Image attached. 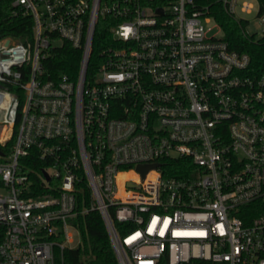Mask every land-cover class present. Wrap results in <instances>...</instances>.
<instances>
[{
  "label": "built area",
  "instance_id": "1",
  "mask_svg": "<svg viewBox=\"0 0 264 264\" xmlns=\"http://www.w3.org/2000/svg\"><path fill=\"white\" fill-rule=\"evenodd\" d=\"M222 3L237 19L253 8ZM13 4L34 28L29 43L0 37V146L14 136L0 147V264H65L82 178L119 264H264V71L250 56L210 34L194 0ZM100 17L113 44L92 76ZM63 41L81 51L75 75L44 66ZM33 151L47 162L36 187ZM175 159L182 173L164 174Z\"/></svg>",
  "mask_w": 264,
  "mask_h": 264
},
{
  "label": "trees",
  "instance_id": "2",
  "mask_svg": "<svg viewBox=\"0 0 264 264\" xmlns=\"http://www.w3.org/2000/svg\"><path fill=\"white\" fill-rule=\"evenodd\" d=\"M258 2V15L262 17L264 16V0H258ZM194 4L198 9H204L207 15L215 19L218 26L223 30V38L228 42L231 49L247 53L250 56L249 69L251 72L259 74L264 71V33L258 37L255 33L247 32L246 27L249 21L237 19L228 12L222 0H194ZM111 22V17H100L97 23L88 71V73L92 72V76L100 63L101 48L113 44L110 34ZM33 28V15L25 7L14 5L13 0H0V37H10L17 42L29 43L33 37ZM80 59L81 51L74 48L69 42L63 41L60 45L51 48L44 66L54 75L59 72L75 75L79 69ZM13 143L14 136L5 146L0 147L6 152ZM26 162L34 181L33 186H41L39 174L47 162L41 160L36 151L31 152ZM182 162H184L183 159L170 160L163 167L164 174L180 175L182 171L178 169H180L179 165ZM48 194L39 191L30 193L32 196ZM76 197L78 213L72 221L79 230L80 242L78 246L65 249L64 263L119 264L100 211L91 209L92 196L85 178L81 179Z\"/></svg>",
  "mask_w": 264,
  "mask_h": 264
},
{
  "label": "rangeland",
  "instance_id": "3",
  "mask_svg": "<svg viewBox=\"0 0 264 264\" xmlns=\"http://www.w3.org/2000/svg\"><path fill=\"white\" fill-rule=\"evenodd\" d=\"M242 1L250 2L253 5L251 12H242L240 8L237 9V13L239 16H242L249 20V24L246 27L247 32L255 33L258 37L261 36L263 34L264 23L261 17L258 15V10H259L258 0H242ZM207 27L212 28V32L210 34L216 33L219 36L224 35L223 30L218 26L217 22L213 18H211V20L207 23ZM3 128L4 126L1 124V121H0V138L3 135ZM5 159L6 157L0 158V160H5ZM72 232L74 234V241L70 245L78 246L80 242V237L76 232H74V230Z\"/></svg>",
  "mask_w": 264,
  "mask_h": 264
},
{
  "label": "water",
  "instance_id": "4",
  "mask_svg": "<svg viewBox=\"0 0 264 264\" xmlns=\"http://www.w3.org/2000/svg\"><path fill=\"white\" fill-rule=\"evenodd\" d=\"M9 43V41H7V44ZM0 154H2V152L0 151ZM152 166L151 165H139L138 166V169L142 172L143 175H145L147 173V171L151 168ZM45 175L47 178L48 177V174H46L45 172Z\"/></svg>",
  "mask_w": 264,
  "mask_h": 264
}]
</instances>
